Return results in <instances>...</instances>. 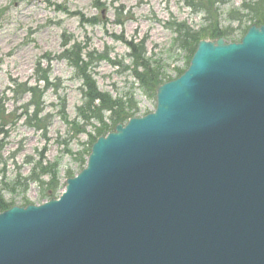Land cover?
<instances>
[{
    "label": "water",
    "instance_id": "obj_1",
    "mask_svg": "<svg viewBox=\"0 0 264 264\" xmlns=\"http://www.w3.org/2000/svg\"><path fill=\"white\" fill-rule=\"evenodd\" d=\"M0 264H264V25L200 41L57 199L1 212Z\"/></svg>",
    "mask_w": 264,
    "mask_h": 264
},
{
    "label": "rangeland",
    "instance_id": "obj_2",
    "mask_svg": "<svg viewBox=\"0 0 264 264\" xmlns=\"http://www.w3.org/2000/svg\"><path fill=\"white\" fill-rule=\"evenodd\" d=\"M244 1L225 0L220 7V25L222 29L233 30L236 42L243 37L249 23L240 26L228 16L239 11ZM95 2L104 8L95 9ZM81 17L85 21L96 18L98 23L82 25ZM117 20L123 24L116 25ZM179 23L194 31L205 26L202 14H193L183 0H0V98H11L9 89L13 81L33 85L38 62L42 69L49 66L50 80L58 79L62 86L56 95L50 90L45 95V110L53 115L47 141L40 132L27 127L23 119L9 131L1 153L5 177L0 179V185L6 203L21 207L24 200L34 206L47 201L40 198L39 184L29 183L23 192L21 184L16 183L28 177L43 149V165L57 163L59 195L67 172L75 176L81 170L79 155L90 147L87 134L93 136L99 127L96 121H90L86 133L73 136L69 125L57 114L59 102L64 100L68 121L82 124L76 115V108L82 102L81 81L74 77L67 62L58 58L64 50L63 44L70 42L87 47L89 52H106L110 62H102L94 70L98 90L113 99L132 98L138 108L137 117H143L154 111L155 99L146 96L137 82L133 70L142 72V69L134 66L123 41L144 43L145 59L165 78L172 79L187 69L190 60L188 50L175 40L177 35L169 27ZM15 108L11 102L6 104L7 113ZM47 179L43 177L42 181Z\"/></svg>",
    "mask_w": 264,
    "mask_h": 264
},
{
    "label": "trees",
    "instance_id": "obj_3",
    "mask_svg": "<svg viewBox=\"0 0 264 264\" xmlns=\"http://www.w3.org/2000/svg\"><path fill=\"white\" fill-rule=\"evenodd\" d=\"M225 3V0H183V4L193 14H202L203 23L205 24L198 31L190 29L185 23L171 24L170 29L177 35L176 41L180 46L188 50L190 59L196 50L197 44L202 40H216L222 38L227 43L236 42L233 39L232 29L229 27L222 29L220 25V7ZM95 9L104 8V5L94 4ZM231 21L238 22L239 25H244L246 22L249 26L244 29L243 35L247 32L248 28L252 25H264V0H246L241 5L239 11H234L229 14ZM81 24L95 25L98 19L85 21L80 18ZM123 22L116 21V25L121 26ZM129 50L130 57L133 60L134 66L141 68L142 72L133 70L134 76L139 82L143 92L146 96L155 97L156 89L170 80L165 78L159 70L153 68L149 60L145 59L144 43L135 45L133 43L124 42ZM63 52L58 57L67 62L73 69L74 77L81 81V98L80 106L76 108L77 119L82 121L69 122L66 115V104L64 100L59 102V109L57 114L61 120L69 125L73 136L86 133V125L90 121H96L99 125L95 128L94 135L87 134L89 138L90 147L94 141L100 137L105 136L111 132L117 124L125 123L130 118L136 117L138 108L132 98L126 101L122 99H113L108 94L102 93L98 90L94 80V70L102 62H110L106 52L94 53L87 51V47H81L79 44L70 45L66 42L62 46ZM48 60V59H47ZM190 61V60H189ZM189 63V62H188ZM188 66V64H187ZM50 68L42 69L41 64L38 62L34 69V84L12 82V87L9 89L11 98H0V179L2 180L5 172V164L2 161L1 153L6 146V140L9 136V131L14 128L17 123L23 119V123L40 132L44 140L47 141V132L53 120V115L46 112L45 95L47 91H52L54 95L62 90L61 81L50 80ZM182 74L179 71L176 76ZM25 97L27 98L24 101ZM11 102L16 108L7 113L6 104ZM20 112L19 115L17 113ZM108 113L107 118L105 114ZM107 121V122H106ZM89 149L79 155V163L81 169L85 166L86 157L89 154ZM45 149L39 153V159L33 165L30 174L27 178H23L21 184L23 192H26L29 183L39 184L42 188L40 198L49 200L57 196L60 188L59 176L57 171V163L43 165V155ZM67 178L73 175L70 172L66 174ZM47 177V181L43 182L42 178ZM26 189V190H25ZM2 190L0 185V212H3L13 206L12 203H6L2 198ZM28 203L24 200L22 206Z\"/></svg>",
    "mask_w": 264,
    "mask_h": 264
}]
</instances>
